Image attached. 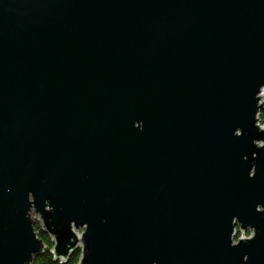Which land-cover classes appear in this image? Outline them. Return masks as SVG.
I'll use <instances>...</instances> for the list:
<instances>
[{
  "label": "water",
  "instance_id": "obj_1",
  "mask_svg": "<svg viewBox=\"0 0 264 264\" xmlns=\"http://www.w3.org/2000/svg\"><path fill=\"white\" fill-rule=\"evenodd\" d=\"M263 89L264 0H0V264H264Z\"/></svg>",
  "mask_w": 264,
  "mask_h": 264
},
{
  "label": "trees",
  "instance_id": "obj_2",
  "mask_svg": "<svg viewBox=\"0 0 264 264\" xmlns=\"http://www.w3.org/2000/svg\"><path fill=\"white\" fill-rule=\"evenodd\" d=\"M262 121L264 120V111L259 114ZM38 223V222H37ZM40 225L37 224L36 229L40 230V237L43 239L46 247L44 251L38 255H35L33 261L30 264H78L80 252L77 251L70 256L67 262H61L60 260H56L51 253V249L53 248V242L51 241L48 234H45Z\"/></svg>",
  "mask_w": 264,
  "mask_h": 264
},
{
  "label": "rangeland",
  "instance_id": "obj_3",
  "mask_svg": "<svg viewBox=\"0 0 264 264\" xmlns=\"http://www.w3.org/2000/svg\"><path fill=\"white\" fill-rule=\"evenodd\" d=\"M263 94H264V91H263ZM262 111H264V110H262ZM261 111V112H262ZM260 117V116H259ZM261 119V118H260ZM259 124H261L262 126H264V120L262 121V119L260 120V122H259ZM34 215L35 214H32V217H34ZM38 221L36 220V223H35V229H36V226H37V224L38 225H40V223H37ZM39 228H40V226H39ZM237 230H238V232H237V237L236 238H234V242L236 243L237 241H238V239L240 238V237H242V236H244V237H250V236H252L253 235V232L251 231V230H247V231H245L244 232V234L242 235V230H240V228L238 227L237 228ZM79 232H85V230L84 229H80V230H78ZM36 233H37V236L40 238V239H42L41 237H40V230H38V229H36ZM49 237H50V235H49ZM50 239H51V237H50ZM43 240V239H42ZM52 241V240H51ZM79 252H80V257H81V253H82V249H80V250H78ZM80 257H79V260H80ZM79 263V262H78Z\"/></svg>",
  "mask_w": 264,
  "mask_h": 264
},
{
  "label": "bare ground",
  "instance_id": "obj_4",
  "mask_svg": "<svg viewBox=\"0 0 264 264\" xmlns=\"http://www.w3.org/2000/svg\"><path fill=\"white\" fill-rule=\"evenodd\" d=\"M263 91H264V89H263Z\"/></svg>",
  "mask_w": 264,
  "mask_h": 264
}]
</instances>
